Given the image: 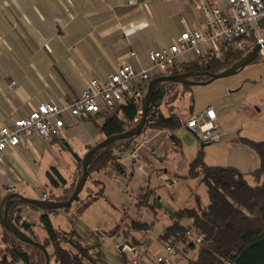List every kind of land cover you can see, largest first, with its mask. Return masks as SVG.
I'll use <instances>...</instances> for the list:
<instances>
[{
  "label": "rangeland",
  "instance_id": "rangeland-1",
  "mask_svg": "<svg viewBox=\"0 0 264 264\" xmlns=\"http://www.w3.org/2000/svg\"><path fill=\"white\" fill-rule=\"evenodd\" d=\"M21 1L23 0H0V5L4 8L2 11L6 14L11 13V9ZM183 1L163 0L161 3L159 0L151 1L149 3L152 14L150 26L136 36L123 41L122 44L125 46L131 44L137 54L138 60L131 58L130 61L136 71L140 69V66L146 68L150 65L148 60L150 50L173 42L181 30V17H185L186 20L189 17L191 22L196 16L200 17V12L193 2L186 1L189 11L184 12ZM142 8L141 6L139 8L141 12L148 13L146 8ZM14 23L17 22L11 21L12 25L8 27V37H6L10 55L17 59L19 56L26 55L29 63L34 60L31 57L34 51H43L48 69V74L45 73V82L51 88L58 83L63 85L67 82L70 79L69 73L76 75L79 71L82 72L74 61L77 59H73L70 53L69 55L65 53L64 57L61 56V51L67 49L73 42L65 27L58 24L47 26L46 22L43 26L38 25L41 33H38L37 38L40 42H37L20 35V30L14 26ZM48 30L55 31L56 35L47 33ZM80 32L83 33V31ZM87 37L83 34L81 36L83 41H77L76 48L80 49ZM252 47L253 44L246 42L244 52ZM57 48H60V51L56 50ZM56 51L58 55L60 54L59 57L56 56ZM189 58L192 56L186 57V59ZM99 73L100 71L95 72V76L98 77ZM76 78L78 79L77 75ZM71 81L70 79L69 82ZM71 83L74 85L73 82ZM164 90L165 96L160 109L163 115L176 114L181 122V128L174 131L162 130L161 136L158 137L159 143L156 142L157 147L152 148L153 143L151 144L152 141H150L147 147L142 149L140 159L147 168V174L137 172L129 180L137 161L126 166L127 175L117 177L120 183L111 179L110 168L102 170L101 172L109 175L104 191L99 194V190H95L96 181H93L95 173H92L85 183L86 187L90 184L94 185V190L89 195L85 196L83 190L79 194L80 200L73 201L68 208L49 214L56 233L66 240L61 241L62 247L73 250L69 243L72 241L88 248L89 259H84L83 264H122L123 261L119 257V254H122L119 250L121 246L119 241L123 240V230L132 220L146 222L149 229L142 232L144 236H140V239L126 237L130 244L138 246V243H141L151 257L164 255L163 245L158 238L164 227L175 219L174 214L181 208L196 207V198L202 205L208 202L207 188L200 179L187 177L188 165L200 150L203 152V160L206 164L236 167L245 174L246 180L250 182L252 180L249 172L258 166L259 159L256 152L241 143L239 138L255 141L264 139V63L262 58L258 55L256 61L230 76L217 78L208 84L190 85V90L184 93L180 84L165 86ZM45 91H49V88L44 90V96L47 94ZM210 106L217 114L218 127L222 134L218 141L204 144L197 141L195 136L183 126V122L190 111L203 110ZM91 119L85 121L83 125L91 127ZM143 129L144 132L138 135L133 143L149 139L153 133L159 131L153 128ZM171 134L178 138L179 150L172 142ZM160 137L162 140L159 139ZM82 140L84 136L79 134L66 141L71 144L74 152L84 155L87 150L80 146ZM28 146L34 147L40 155V159L34 164L36 170L32 166L38 179H28V185L19 194L25 198L36 199L38 187H44L43 181L47 182L44 172L50 171L52 166L61 169L63 166L71 167L74 158L61 139L53 143L46 138L33 136ZM25 158L36 160L37 157H34V153L29 150ZM139 194L145 196L148 202L154 205L155 212L140 204ZM39 214V211L24 204L15 207L13 212L14 218L17 216L20 219L17 225L24 230L21 222L29 223L33 231L32 236L42 243L46 233L39 223ZM181 223L186 225L184 221ZM46 248L48 253L52 252L51 245ZM23 249L30 251L25 245ZM6 255H8L7 248L2 242L0 227V263ZM195 255L196 249L188 252L178 261V264H185ZM42 257L36 259L35 264H43ZM49 264L57 263L51 258Z\"/></svg>",
  "mask_w": 264,
  "mask_h": 264
},
{
  "label": "trees",
  "instance_id": "trees-1",
  "mask_svg": "<svg viewBox=\"0 0 264 264\" xmlns=\"http://www.w3.org/2000/svg\"><path fill=\"white\" fill-rule=\"evenodd\" d=\"M246 52L231 50L219 58H189L174 70L153 74L144 84L142 91L145 92L147 83L158 76L173 75L185 72H211L218 73L231 66L239 60ZM257 60V59H256ZM208 77L200 74L192 77V80L203 81ZM178 83L163 82L154 92L146 117L144 128L155 130H169L181 128V122L176 114L170 113L163 115L160 106L165 96V86H173ZM185 91L190 90V85L180 84ZM141 101L135 103L130 101L127 105H115L110 111L103 114H95L89 119L93 121L98 129L101 139L128 130L136 124L141 110ZM190 111L189 113H191ZM99 122V123H98ZM183 127V126H182ZM144 132V129L143 131ZM141 132V133H142ZM138 136L115 141L112 145L97 151L89 165L88 177L92 173H99L102 170L116 167L119 172L123 168L117 163L121 153L128 149ZM170 138L175 146L180 149L178 138L171 134ZM241 143L254 150L258 156V166L249 172L251 182L245 179V174L232 166L208 165L203 160V152L200 150L188 165L187 177L199 178L205 185L208 193V202L202 205L196 198V207L181 208L175 214V219L164 227L158 240L163 244L175 243L185 236V230L192 228L195 232L203 235L202 243L196 248L193 246L191 251L196 249L193 259H188L185 264H264V139L255 141L248 138H239ZM67 149L72 153L76 162V175L73 182L66 184L63 176L55 167L47 171L48 180L53 187L63 186L64 190L59 197L49 196L51 200H65L72 193L77 177L80 173L81 159L83 155L74 152L65 140H62ZM97 143V142H96ZM93 145L86 146V150ZM87 177V179H88ZM99 194L102 189L99 188ZM140 204L155 212L154 205L149 203L145 196L139 194ZM76 200H80L79 196ZM23 205L12 203L9 206L8 214L10 219L17 225L19 217L13 216L15 207ZM39 211V223L46 233L45 239L41 242L32 236L31 225L21 222L23 232L31 239L44 245L52 246V252L48 253L50 259L53 258L57 264H83L84 259H89L88 248L82 247L80 243L69 241L73 250L61 246L64 237L58 236L51 219L50 213L42 212L34 206L28 205ZM62 210V209H61ZM188 220L189 224L183 225L181 221ZM2 228V242L7 248L5 259L0 264H35L36 259L42 257L29 244L19 241L12 233ZM149 225L146 222L132 220L123 230L127 236L130 230L146 231ZM66 241V240H65ZM23 245L30 251L24 250ZM47 250V248H46ZM120 259L125 262V256L119 254ZM9 258V259H8ZM45 261L44 256L42 257ZM44 264V262H43Z\"/></svg>",
  "mask_w": 264,
  "mask_h": 264
},
{
  "label": "crops",
  "instance_id": "crops-1",
  "mask_svg": "<svg viewBox=\"0 0 264 264\" xmlns=\"http://www.w3.org/2000/svg\"><path fill=\"white\" fill-rule=\"evenodd\" d=\"M151 1L153 0H23L17 3L11 9V13L9 12L8 14L2 11L4 8L0 5V128L5 125H10V116H26L39 103L60 104L72 96L79 95L84 89V84L87 80L91 78L104 80L108 74L115 71L116 63L119 61L132 64L130 62L129 52L130 50L135 52V50L131 44L125 46L122 43L124 40L136 36L150 26L152 14L149 3ZM159 1L160 3L163 2V0ZM186 1L190 3L192 1H183L184 6L182 5V8L187 13L189 6ZM140 6L144 9L146 8L148 13L141 12L139 9ZM181 19L183 21L181 20L180 32L199 26V16L192 19V22L189 20V17H187V20L185 17H181ZM11 21L17 22L14 23V26L20 30V35L37 42H40L37 36L38 33H41V30L37 27L38 25L43 26L44 22H46L47 26L58 24L65 27L73 42L67 49L65 48L64 51H61V56L64 57L63 55L65 53H68V55L70 53L73 59H77L74 61L82 70V72L79 71L76 74L78 79L75 74L69 73L68 76L74 85L69 82L70 79L64 82L63 85L58 83L54 88H51L45 82V73L48 74V69L46 68V55H44L43 51H34L31 56L34 60L29 63L26 60V55L23 57L19 56V59L10 55L6 37H8V27L12 25ZM80 31H83V33ZM47 33H53V36L56 35L55 31L52 30H48ZM78 33L79 35H77ZM83 34L88 37L80 49L76 48L75 43L80 40L83 41L81 39ZM56 50L60 51V48ZM55 53L56 56H60V54H57V51ZM96 64L98 66H95ZM71 66L75 70L72 63ZM98 71H100L98 76L100 78L95 76V72ZM48 88L49 91H45L47 94L44 96L43 92L44 90H48ZM71 122L70 119L66 118V127L62 129L60 135L54 139H48V141L53 143L60 139L66 141L76 135L83 134L84 140H82L80 146L86 149V146L94 145L96 142L102 140V136L99 134L93 121H91V127H85L83 125L85 121L77 126L75 125L76 127ZM161 132L157 131L152 134V148L158 146V137ZM161 138L159 139L162 140ZM66 142L73 149L71 144L68 141ZM28 144L8 147L0 158V202L8 193H19L22 191L28 185V179L38 177L37 173L36 175L34 174L32 166L36 170L34 164L36 163L35 161L40 159V155L34 147L31 148ZM29 150L38 159L30 160V158H25ZM52 167H55L65 179L66 184L64 187L69 186L73 182L76 175L75 160L71 167L64 168L63 166L62 169L56 166ZM146 169L145 164L141 163V159H139L134 164L129 180L137 172L146 175ZM46 172L47 170L44 172V175L47 182L43 181L44 187H38L36 199H44L49 196L59 197L63 193V186H51ZM108 175L105 172L95 174V179H93V181H96L94 184L96 187L95 190L101 188L104 191ZM41 178L43 180V176ZM94 185L90 184L87 187L84 185L82 189V191L84 190L83 194L85 196L89 195L94 190ZM183 221L186 225L189 224L188 220ZM142 232L130 230L127 236L123 233V240L119 241V244L121 246L122 244L125 245L126 241H128L127 238L140 239V236H144ZM160 244L162 243L160 242Z\"/></svg>",
  "mask_w": 264,
  "mask_h": 264
},
{
  "label": "built area",
  "instance_id": "built-area-1",
  "mask_svg": "<svg viewBox=\"0 0 264 264\" xmlns=\"http://www.w3.org/2000/svg\"><path fill=\"white\" fill-rule=\"evenodd\" d=\"M191 1L200 12L199 26L183 30L172 43L150 51L148 67L140 66L136 71L133 64L119 61L115 71L104 80H87L79 95L60 104L39 103L23 117L10 116V125L0 128V158L8 147L27 144L33 136L58 137L66 127V118L77 126L95 114L110 111L115 105L140 102L144 94L142 84L155 73L174 70L187 56L219 58L231 50L245 51V43L249 42L253 46L260 44L259 56L264 63V0ZM129 58L137 59L136 53L130 50ZM183 126L204 144L218 141L222 134L212 107L188 113ZM152 138L133 143L121 153L117 163L123 172L110 168L114 181L120 183L117 177L127 175L126 166L141 158L142 149ZM202 241V234L187 228L183 239L163 245L165 254L156 257H151L141 243L138 246L125 244L120 249L126 260L122 264H177L191 251V246L197 248Z\"/></svg>",
  "mask_w": 264,
  "mask_h": 264
},
{
  "label": "water",
  "instance_id": "water-1",
  "mask_svg": "<svg viewBox=\"0 0 264 264\" xmlns=\"http://www.w3.org/2000/svg\"><path fill=\"white\" fill-rule=\"evenodd\" d=\"M259 50H260V44H255L239 60H237L231 66L225 68L224 70L218 73L185 72V73L173 74V75H162V76H158V77L151 79L147 83L145 93L141 99V103H140L141 110L139 112V119L136 122V124L126 131L111 135L109 137H106L98 141L90 149H88L86 153H84L81 159L80 173L77 177L75 187L67 199L65 200H51L48 198L31 199V198H25L17 192L8 193L0 202V225L4 229L12 233L19 241L29 244L32 247H34L36 250L37 256L39 255V253H42L45 258L44 264H49L50 257L44 245L31 239L25 232H23V230L18 225H16L10 219V216L8 214L9 206L12 203L31 205V206L36 207L40 211L46 212V213L68 208L72 204V202L77 199V197L79 196L80 192L82 191L86 183V180L88 177L87 168H88V165L93 155L97 151L107 146L112 145L115 141L129 139V138H132V137H135L141 134L145 126L147 112H148L151 98L161 83L173 82V83L185 84V85L208 84L217 78L230 76L238 72L239 70L243 69L248 64H251L252 62L256 61L259 55ZM200 74H203L207 76L208 78L203 81H195L191 79L192 77L199 76ZM126 244L130 245V242L126 241ZM121 247L122 246H120L119 249H121Z\"/></svg>",
  "mask_w": 264,
  "mask_h": 264
}]
</instances>
